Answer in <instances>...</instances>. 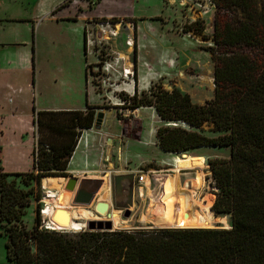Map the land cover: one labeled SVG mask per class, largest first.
<instances>
[{
    "label": "trees",
    "instance_id": "16d2710c",
    "mask_svg": "<svg viewBox=\"0 0 264 264\" xmlns=\"http://www.w3.org/2000/svg\"><path fill=\"white\" fill-rule=\"evenodd\" d=\"M210 1L215 14L212 46L206 51L213 67L212 99L198 105L187 94L160 86L141 96L135 89L132 96L121 95V99L129 110L154 109L162 123L156 130L157 146L171 153L167 155L229 149L228 159H214L208 166L215 189L211 211L217 217L229 215L230 229L67 233L40 229L39 211L35 225L27 229L22 218L32 189L21 190L7 178L23 177L26 186L34 182L39 189L43 178L67 177L76 131L90 129L95 117L91 108L85 113L47 112L33 106L34 125L56 135L59 143L40 140L36 144L31 172L7 174L0 168V229L6 237L8 263L264 264V0ZM196 25L201 32L199 21L185 31ZM87 68L90 75L91 67ZM203 126L211 127L209 132L215 136L203 135Z\"/></svg>",
    "mask_w": 264,
    "mask_h": 264
},
{
    "label": "rangeland",
    "instance_id": "374dc122",
    "mask_svg": "<svg viewBox=\"0 0 264 264\" xmlns=\"http://www.w3.org/2000/svg\"><path fill=\"white\" fill-rule=\"evenodd\" d=\"M97 1V0H95ZM94 1V2H95ZM115 1V2H114ZM143 0H109L106 1L101 7L99 14H110L115 17H123L122 14L128 16L130 12L134 13V17H149L154 13L150 6H143ZM150 4V1H149ZM176 4V3H175ZM161 8V14L157 17L147 19L144 22L143 27L141 23L139 25V60H138V70L137 74L134 75L135 86L138 94L141 96L148 95L153 87H162L166 91H171L176 89L182 94H187L194 104L203 105L205 102L209 101L213 97L214 83H213V67L210 61V55L206 51V48L212 46V26L214 15H202V10L195 8L191 10V6L180 7L176 5H169L168 2L164 0V4ZM215 14V13H214ZM200 22L202 26V31L199 32V27L196 25L194 29L190 32H186L185 29L194 24L195 22ZM78 28V26H77ZM121 37L118 39L117 45L120 50L124 51V40L126 38V32L122 31L120 33ZM72 40L65 44L62 39L58 36H47V38L38 37L35 41V49L42 50L37 56V62L40 67L46 68L44 73L42 71L41 76L44 78L48 75V78L53 76L57 80L54 89V93L59 95L61 89L59 88V80L63 75L61 73L66 69L64 75L71 74L72 76H78V58L72 56L71 49L78 50L80 54V59L82 62H86L87 65H94L96 62L95 57L91 55L90 46L88 45V53L86 59H84L83 47H84V32H76L71 36ZM114 42V41H113ZM116 42L114 43L113 49H116ZM94 49V51H96ZM97 51H100L98 49ZM55 52L54 56L51 53ZM67 52V53H66ZM107 52V50H105ZM46 53L48 56H46ZM41 55V56H40ZM45 55V56H42ZM86 60V61H85ZM46 61H49L46 63ZM40 69V68H39ZM84 70V69H83ZM41 72V70H40ZM93 72V71H92ZM96 72V71H95ZM82 81H84V71L81 74ZM99 85L97 79L89 75V70L87 72V82L83 83L84 91L88 92L89 101L92 105H88L83 111L84 113L91 108L95 114L92 127L86 130H77V138L75 140V148H80L84 146L85 140H88L87 148H90L92 152H97L101 154L104 152L107 160L110 158L111 163L116 166L120 159L122 158L127 164V170H129L124 176L125 178L116 182V188L118 190V201L121 202L122 196L131 188L134 199V212L130 210V216L128 218L124 217V212L119 210L114 205V177L108 176L109 184L111 185V194L109 198H106V194H100L96 197V202H106L108 199L111 201L112 208L115 211H120L121 218L124 220H129L134 223L138 221L142 214L154 215L155 209L153 210V205L150 206L149 211H146L147 199L139 198L137 189L134 186V178L142 172L154 171L152 174L153 180H158L156 176H164L172 171L171 166H165L161 164V161L170 159L171 163H175L176 159H179V165L188 168H196L194 171L181 172V174L197 172L199 167H206L204 173L206 177L204 178L205 186L197 194L196 197H202V195L213 194L215 189L213 188V181L211 179V173L209 171L208 162L214 159H228L229 149L227 148H201L189 151L188 154L181 155H167L171 153H164L158 149L156 140V130L162 126L159 118L157 117L153 108L140 107L135 110H129L128 105L121 103L118 100L117 92L115 94H108L111 89H107L105 92L100 86L96 87L91 85V81ZM44 85V84H43ZM50 80L46 83V86H50ZM46 86L44 88L46 89ZM59 88V89H58ZM44 91L40 97L43 99L46 95L47 98H54L52 95L53 90ZM117 90V89H116ZM107 94L109 95L107 97ZM126 95L125 93H121ZM113 96L115 99H108ZM120 96V94H119ZM139 96V97H140ZM117 97V98H116ZM122 98V97H121ZM10 101H14V104L18 102L20 97L11 96ZM122 100V99H121ZM126 104V105H125ZM19 107L22 114L26 115L28 113V105L26 102L19 101ZM102 114L100 122H96V117ZM35 127V147L40 140L43 144L54 143L58 144L59 140L56 135H50L46 131L38 130ZM211 127L203 126L202 134L206 136H215V134L209 132ZM73 142V141H72ZM126 148V149H124ZM184 156V157H183ZM188 156V157H187ZM161 159V160H160ZM70 161V159H69ZM26 163H24V167ZM69 164V163H68ZM23 167V168H24ZM116 170V169H115ZM2 171V170H1ZM0 171V173H1ZM31 172V171H29ZM66 172V171H65ZM27 173V172H26ZM161 173V174H160ZM209 173V174H208ZM67 174V173H66ZM67 177L61 178L68 180L69 178H76L67 174ZM132 176V178H131ZM81 177V176H80ZM54 178V177H52ZM60 178V177H59ZM23 177L11 176L7 178V182H14L16 187L21 190L32 189V195L30 197V205L25 208V216L22 218L23 224L27 229H31L35 224L34 220L36 217V212L39 211L40 227L47 225L49 230L60 231L72 233L76 232L73 230H60L50 224V220L47 217H43L42 213L46 207L44 201L48 196L46 191H43L40 185L39 189L36 183L31 182L30 185L26 186L23 183ZM137 184V181H135ZM148 183V182H147ZM148 187L153 191L155 197L159 194L160 189L158 188L157 182H150ZM147 188V187H146ZM144 188V193L146 192ZM165 191V188L163 192ZM162 192V191H160ZM206 193V194H205ZM39 199V200H37ZM133 200V198H132ZM125 198V202H126ZM49 208L51 210L57 209L53 200H48ZM211 206L209 210L207 209V215L213 223L214 229H230V216L229 215H218L215 216L211 211ZM75 207V206H74ZM93 207V206H92ZM71 209V208H64ZM41 211H43L41 213ZM93 211V209H92ZM94 213V212H93ZM95 214V213H94ZM97 219L90 220L88 222H106L110 221L108 217H102L95 214ZM223 216V217H220ZM80 217H78L79 219ZM85 222V229L87 230V223ZM72 224V223H71ZM134 226V224H133ZM131 227L129 229L115 228V230H153L152 227ZM0 264H5V254H4V244L6 237L3 236V229H0ZM4 262V263H3ZM7 264H10L7 262Z\"/></svg>",
    "mask_w": 264,
    "mask_h": 264
},
{
    "label": "crops",
    "instance_id": "0c3cea01",
    "mask_svg": "<svg viewBox=\"0 0 264 264\" xmlns=\"http://www.w3.org/2000/svg\"><path fill=\"white\" fill-rule=\"evenodd\" d=\"M94 1L95 0H0V168L3 173L13 174L32 171L33 150L35 147L33 106L36 111L58 112L84 111L88 105H92V102L89 101L88 92L84 91L83 85L84 81L85 84L87 82V66L90 65H87L84 61L82 62L78 50L71 49L72 56L78 58L79 63L77 70L79 74L78 76H72L71 74L64 75L66 69H64V71L61 69L63 75L60 77V85H58L61 89V93L56 95L54 89H52V87H55L54 85H57L55 77L53 76L50 79L48 75L44 78L41 76L43 70L44 73H47L45 72L47 69H42L37 62L36 55L40 54L42 51L34 48V41L38 37L47 38V36L55 35L60 37L65 44H68L72 40L71 36L77 31L84 32V40H86L88 36L91 37L96 24L100 21L112 19L118 22L126 21V23L130 25L133 24V33L131 28H122L115 40L116 49L111 50L120 54L119 57L123 60L120 65L121 68H132L134 75L137 74L140 52L138 36L140 29L139 25L141 23V27H143L147 19L160 15L162 8L160 5L162 6V4H164V0H143V6H152L151 8L154 13L149 15V17L141 16L137 18L134 17V13L132 12H130L128 16L122 14L123 17H115L110 14H99L103 4L109 0ZM120 1L121 0H119V2ZM165 1L168 2L169 5L177 4L180 7H187L192 4L190 0ZM212 14L214 15V11L208 13V15ZM122 31L127 34L125 40L128 37L132 38L134 34L135 47L133 52L126 47L124 51L120 50V47H118L117 42L121 37L120 33H122ZM87 53L88 49H86L85 52L83 47L82 55H84V59H86ZM54 55L55 52H52L51 56ZM46 56H48L47 53ZM32 57H34L33 62ZM48 62L49 61H46V63ZM33 67L34 75L32 76ZM82 71H84V81H82L81 77ZM32 78H34L33 85ZM49 80L51 85L46 86ZM126 84V89L130 94L137 88V86H135L134 76L133 83ZM44 86H46V89ZM51 89L53 90L51 94L55 95L54 98H47L45 95L43 99H40L43 90L49 92ZM11 96H17L20 97V99L14 104V101L11 102L9 99ZM19 101L27 103L28 113L26 115L22 114L20 111ZM87 144L88 140H85L83 147L74 149L70 161H68L69 164H67V174H71L73 177L77 175L78 177L76 178L78 182L83 179L101 181V178L106 175L109 176V179L110 177H114V175H118L116 177H125L124 175L129 170H127V164L122 158L116 166L114 163H111L110 158L107 160L104 152L101 154H98L96 151L92 152L90 148H87ZM170 161V159H163L161 164H168L170 166ZM176 162L181 161L176 159ZM24 163H26V167H24ZM149 172L154 173V171ZM128 192L126 195L122 196L121 200L123 199V201H121L120 204L123 205L127 203ZM147 192L148 190L145 192V198L147 199L146 211H149L153 203H151V200L147 197ZM203 196L204 194L202 198ZM125 198L127 200L126 202ZM132 198L133 204L130 209L134 212L135 197L132 196ZM158 200H160V198L156 201L158 202ZM5 264H7V262H5Z\"/></svg>",
    "mask_w": 264,
    "mask_h": 264
},
{
    "label": "bare ground",
    "instance_id": "6f19581e",
    "mask_svg": "<svg viewBox=\"0 0 264 264\" xmlns=\"http://www.w3.org/2000/svg\"><path fill=\"white\" fill-rule=\"evenodd\" d=\"M184 157V156H183ZM165 166H168L165 165ZM172 171L169 174L164 176H156L158 178L157 182L159 183V189L162 191L165 187V191L160 192L155 197L153 191L148 187L146 180L145 186L148 190L147 197L153 203V210L155 211L154 215L149 213L142 214L138 221L124 220L121 218L120 211H115L113 208L110 209L108 219L112 223V228H122L129 229L131 225L139 228L152 227L154 229H214L212 221L207 215V209L209 206L214 204L215 197L211 194H206L201 197H196L195 194L198 193L204 188V178L206 174L202 167H199L197 172L181 174V172H186L190 170H195L196 168L192 167L190 170H186L183 166L179 165V162L171 163ZM161 174V173H160ZM209 174V173H208ZM65 179V178H64ZM60 178L46 177L41 180V186L43 191H46L48 196L45 198L44 203L46 204L42 213L43 217H47L50 220V224L60 230H73L81 231L85 229V222L90 220H96L97 217L93 213L92 209L95 204V199L100 194H106V198L110 197L111 189L108 181V175L101 178L102 184L99 191L95 195V199L90 208H85L81 206H73L71 204V199L73 194L67 191H64V185L66 180ZM164 185H163V183ZM139 198L143 199L145 193L142 190L137 191ZM63 194L62 201L59 203L57 197ZM158 198V202L156 201ZM48 200H53L55 206H58L55 210H66L70 216V222L68 226L58 225L51 220V217L54 213V209L49 208ZM107 203L111 204L108 199ZM104 202V201H102ZM133 204V201H132ZM129 210L131 211V206ZM71 208V209H64ZM210 209V208H209ZM208 209V210H209ZM132 212V211H131ZM78 217H80L78 219ZM72 223V224H71ZM133 226V227H134ZM132 228V227H131Z\"/></svg>",
    "mask_w": 264,
    "mask_h": 264
},
{
    "label": "built area",
    "instance_id": "2783aa9c",
    "mask_svg": "<svg viewBox=\"0 0 264 264\" xmlns=\"http://www.w3.org/2000/svg\"><path fill=\"white\" fill-rule=\"evenodd\" d=\"M191 1V10L195 8L202 10V14H208L211 11H214V5L210 0H190ZM122 28H127L132 30L133 33V24H128L125 21L111 23L108 21H100L96 24L95 30L91 37H87L85 40V52L88 49V45L90 46L91 55L95 56L96 63L91 65L90 69V76L93 77L94 74L96 75L97 82L99 83L98 86L101 89H105L104 91L107 92V89H111V92H107L109 95L115 94L117 92L118 100L120 101L121 105H124V100H121V93L127 94L129 97L133 95L134 91L130 94L127 91L126 83H133V76L134 71L131 69H124L121 68L122 58L119 57V53L114 52L112 50L114 47V43L116 38L118 37L119 32ZM114 41V42H113ZM124 46L127 49H131L132 52L135 47V37L134 34L132 38L128 37L124 40ZM100 49V51H94V49ZM112 49V50H111ZM107 50V52H105ZM93 71V72H92ZM96 71V72H95ZM91 81V79H90ZM121 86V87H120ZM117 89V90H116ZM107 94V97L109 96ZM120 94V96H119ZM116 97V98H117ZM108 99H115L113 96H110ZM152 174L153 172H142L139 175H136L134 178V186L137 191L142 190L144 191L145 182L147 180L148 185L151 184L150 182H157V180H153ZM137 181V184L135 183ZM158 183V182H157ZM159 188V184H158ZM42 213V211H41ZM40 229L49 230L47 225H43ZM51 231V230H50Z\"/></svg>",
    "mask_w": 264,
    "mask_h": 264
},
{
    "label": "water",
    "instance_id": "95a60500",
    "mask_svg": "<svg viewBox=\"0 0 264 264\" xmlns=\"http://www.w3.org/2000/svg\"><path fill=\"white\" fill-rule=\"evenodd\" d=\"M102 118V114H99L96 117V122H100ZM63 178V177H61ZM125 177H114V205L117 209L122 210L124 212V217L128 218L130 216L129 207L132 204V196L133 192L131 188L129 189L128 194V201L126 204H120L118 201V190L116 188V182L119 180L124 179ZM132 178V176H131ZM101 181L97 180H80L78 182L77 178H69L66 180L64 185V191L70 192L73 194L71 199V204L73 206H81L85 208H90L96 193L99 191L101 187ZM63 194H60L57 197V201L60 203L62 201ZM112 208V204L107 202H95L93 206V212L99 216L106 217ZM51 220L58 225L68 226L70 222L69 213L66 210H55ZM87 230L88 231H114L112 228V223L110 221L106 222H88L87 223Z\"/></svg>",
    "mask_w": 264,
    "mask_h": 264
}]
</instances>
